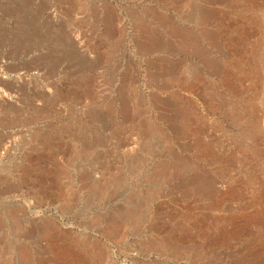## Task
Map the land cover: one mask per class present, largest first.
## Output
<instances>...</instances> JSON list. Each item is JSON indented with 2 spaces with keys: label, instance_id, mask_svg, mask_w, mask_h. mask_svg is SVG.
Listing matches in <instances>:
<instances>
[{
  "label": "rangeland",
  "instance_id": "1",
  "mask_svg": "<svg viewBox=\"0 0 264 264\" xmlns=\"http://www.w3.org/2000/svg\"><path fill=\"white\" fill-rule=\"evenodd\" d=\"M22 1L66 56L0 90V264H264V0Z\"/></svg>",
  "mask_w": 264,
  "mask_h": 264
},
{
  "label": "crops",
  "instance_id": "2",
  "mask_svg": "<svg viewBox=\"0 0 264 264\" xmlns=\"http://www.w3.org/2000/svg\"><path fill=\"white\" fill-rule=\"evenodd\" d=\"M31 6L24 1L16 6L9 4L6 7L0 6V73L3 72L4 77L10 78L0 79V90L10 92L13 97H29L20 90L22 84L18 78L21 75L36 71L41 77L49 76L50 71L56 70L61 65L63 56H66L58 52L54 55L57 58L52 56L51 61L48 59L47 51L50 43L48 34L41 28L39 18L32 19ZM42 13L43 10L40 8L35 15L39 17ZM14 15L19 19L15 22V27L18 29H11L10 17ZM51 44L58 46L60 50L64 46L63 41ZM68 57L72 60L71 55ZM54 75L53 73L52 76ZM2 96L0 94V97ZM30 124L31 122L28 125Z\"/></svg>",
  "mask_w": 264,
  "mask_h": 264
},
{
  "label": "bare ground",
  "instance_id": "3",
  "mask_svg": "<svg viewBox=\"0 0 264 264\" xmlns=\"http://www.w3.org/2000/svg\"><path fill=\"white\" fill-rule=\"evenodd\" d=\"M147 1H148V0H147ZM155 1H156V0H155ZM189 1H191V0H189ZM204 1L207 2V4H208V3H209V4L211 3V2L208 1V0H204ZM153 2H154V1H153ZM157 2H158V0L156 1V3H157ZM173 2H174V1H173ZM183 2H184V1H183ZM183 2H182V3H183ZM187 2H188V1H187ZM200 2H201V1H199V0H192L191 3H189V4H190L189 7L191 8V12H193V13H196V12H197V13H198L199 8H200ZM81 4H82V3H81ZM141 4H142V3H141ZM149 4H150V3H149ZM168 4H169V3H168ZM175 4H176V3H175ZM178 4H181V2L178 3ZM184 4H187V3H184ZM211 4H212V3H211ZM211 4H210V5H211ZM139 5H140V4H139ZM160 5H161V4H160ZM93 6H94V5H93ZM146 6H147V5H146ZM78 7H79V6H78ZM84 7H85V6H84ZM91 7H92V6H91ZM162 7H163V6H162ZM162 7H161V8H162ZM175 7H176V6H175ZM184 7H185V6H184ZM82 8H83V7H82ZM95 8H97V7H95ZM99 8H100V7H99ZM178 8H179V7H178ZM71 9H72V8H71ZM100 9H101V8H100ZM130 9H131V8H130ZM142 9H143V8H142ZM145 9H146V8H145ZM183 9H185V8H183ZM106 10H107V9H106ZM112 10H113V9H112ZM114 10H115V9H114ZM127 10H128V9H127ZM127 10H126V11H127ZM151 10H152V9H151ZM175 10H176V9H175ZM178 10H179V9H178ZM180 10H181V9H180ZM186 10H188V9H186ZM186 10H184V11H186ZM77 11H78V10H77ZM97 11H98V10H97ZM146 11H147V9H146ZM176 11H177V10H176ZM201 11H202V10H201ZM95 12H96V11L93 10V14H92V15L95 16ZM107 12H108V11H107ZM136 12H137V11H136ZM136 12H135V13H136ZM150 12H151V11H150ZM153 12H154V11H153ZM155 12H156V11H155ZM155 12H154V14H155ZM179 12H180V11H179ZM186 12H187V11H186ZM210 12H211V11H210ZM210 12H209V11H206V12L204 11V13H201V21H202L201 25H202V24L205 25V22H206V21H209L210 14H211ZM98 13H99V11H98ZM112 13H113V11H112ZM148 13H149V12H148ZM193 13H192V14H193ZM132 14H133V13H132ZM137 14H139V13H137ZM188 14H189V13H188ZM192 14H191V15H192ZM199 14H200V13H199ZM97 15H98V14H97ZM140 15H141V14H140ZM147 15H148V14H147ZM193 15H195V14H193ZM153 16H154V15H153ZM161 16H163V15H161ZM95 17H96V16H95ZM114 17H116V16H114ZM139 17H140V16H139ZM139 17L136 16V15L134 16V18H135V19H138V20H139ZM156 17H157V16H156ZM158 17H159V16H158ZM163 17H164V16H163ZM163 17H159V18H163ZM198 17H199V16H198ZM253 17L255 18L253 21H257V20H256V17H255V16H253ZM117 18H118V16H117ZM184 18H185V16H184ZM93 19H95V18H93ZM142 19H143V18H142ZM145 19H146V18H145ZM164 19H165V21H166V18H164ZM259 19H260V18H259ZM83 20H84V19H83ZM115 20H117V19H115ZM128 20H129V19H128ZM155 20H157V18H156ZM161 20H162V19H160V21H161ZM195 20H196V19H195ZM195 20H193V21H195ZM96 21H97V19H96ZM189 21H190V20H189ZM196 21H197V20H196ZM126 22H127V21H126ZM144 23H145V22H144ZM148 23H149V22H148ZM259 23L261 24V27H260L261 31H260V32H261V35L263 36V39L260 40V44H261V46H263V48H262L263 51H262V53L259 55V58H257V57L255 58L256 66H255V68L252 69V72H251L252 75H249L250 73H249L248 75L251 76V77H254V79H255V77H257V78H259L261 81H263L262 83H264V18L260 19V20H259ZM142 24H143V23H142ZM145 24H146V23H145ZM152 24H153V23H152ZM162 24H163V23H162ZM166 24H167V22H166ZM166 24H165V25H166ZM252 24H253V23H252ZM77 25H78V24H77ZM95 25H96V24H95ZM169 25H170V24H169ZM115 26H116V25H115ZM144 26L146 27V25H144ZM167 26H168V25H167ZM199 26H200V25H199ZM199 26H198V27H199ZM120 27H121V26H120ZM123 27H124V26H123ZM168 27L170 28V26H168ZM164 28H166V27H164ZM170 29H171V28H170ZM122 30L124 31V29H122ZM148 30H149V29H148ZM176 30L178 31V29H176ZM153 31H154V33H155V31H157V30H153ZM143 32H145V31H143ZM149 32H150V31H149ZM162 32H163V31H162ZM168 32H170V30H169ZM180 32H181V31H180ZM156 33H157V32H156ZM173 34H174V33H173ZM182 34H183V33H182ZM253 34H255V33H253ZM163 35H164V34H162V36H163ZM177 35H180V34L177 33ZM151 36H152V35H151ZM144 37H145V36H143V38H144ZM160 37H161V36H160ZM247 37H248V36H247ZM146 38H147V37H146ZM148 38H149V37H148ZM199 38H200V37H199ZM162 39H163V37H162ZM167 39H168V37H167ZM184 39H185V37H184ZM250 39H252V38H250ZM109 40H110V39H109ZM149 40H150V39H149ZM137 41H138V40H137ZM156 41L158 42L157 39H156ZM249 41H250V40H249ZM135 42H136V40H135ZM138 42H139V41H138ZM157 42H156V43H157ZM190 42H191V41H190ZM111 43H112V42H111ZM142 43H143V42H142ZM142 43H140V44H142ZM159 43H160V42H159ZM184 43H185V42H184ZM148 44H149V43H148ZM154 44H155V43H154ZM161 44H162V43H160V44L157 43L156 45H161ZM191 44H192V43H191ZM62 45H63V44H62ZM150 46H151V45H150ZM182 46H183V45H182ZM184 46H185V45H184ZM254 46H255V45H254ZM254 46H253V47H254ZM60 47H61V46H60ZM141 47H142V46H141ZM141 47H140V48H141ZM145 47H146V46H145ZM147 47H148V46H147ZM147 47H146V48H147ZM140 48H139V49H140ZM151 48H153V47L151 46ZM151 48H150V49H151ZM155 48H156V47H155ZM185 48H186V47H185ZM195 48H196V47H195ZM156 49H157V48H156ZM260 49H261V47H260ZM140 50H141V49H140ZM253 50H254V49H253ZM256 50H257V49H256ZM259 51H260V50H259ZM259 51H258V52H259ZM56 52H57V51H56ZM57 53H58V52H57ZM147 53H149V52H147ZM199 53L201 54V52H199ZM64 55H65V54H64ZM67 56H68V55H67ZM53 58H57V57L54 56ZM158 60H159V59H158ZM53 61H54V60H53ZM55 61H56V59H55ZM162 61H163V60H162ZM257 61H258V63H257ZM164 62H165V61H164ZM135 63H136V62H135ZM151 63H152V62H151ZM181 63H182V62H181ZM181 63H180V64H181ZM55 64H56V63H55ZM121 64H122V63H121ZM130 64H131V63H130ZM148 64H149V63H148ZM56 65H58V64H56ZM132 65H133V63H132ZM151 65H153V64H151ZM154 65H156V64L154 63ZM154 65H153V66H154ZM164 65H165V64H164ZM237 65H238V64H237ZM133 66H134V65H133ZM183 66H184V65H183ZM105 67H107V66H105ZM109 67H110V66H109ZM116 67H117V66H116ZM156 67H157V66H156ZM166 67H167V66H166ZM166 67H164V68H166ZM110 68H111V67H110ZM141 68H142V67H141ZM158 68H159V67H158ZM189 68H190V67H189ZM178 69H179V68H178ZM178 69H177V70H178ZM187 69H188V68H187ZM171 70H172V69H171ZM188 70H190V69H188ZM200 70H202V69H200ZM173 71H174V69H173ZM185 71H186V70H185ZM239 71H240V70H239ZM115 72H116V71H115ZM146 72H147V71H146ZM176 72H178V71H176ZM176 72H175V73H176ZM181 72H183V71H181ZM243 72H244V71H243ZM110 73H111V72H110ZM124 73H125V72H124ZM131 73H132V72H131ZM139 73H140V72H139ZM162 73H163V72H162ZM165 73H167V72H165ZM126 74H127V73H126ZM152 74H153V73H152ZM171 74H172V73H171ZM181 74H182V73H181ZM139 75H140V74H139ZM158 75H159V74H158ZM160 75H161V74H160ZM163 75H165V74H163ZM109 76H110V75H109ZM125 76H126V75H125ZM165 76H167V75H165ZM249 76H248V77H249ZM79 77H80V76H79ZM139 77H140V76H139ZM203 77H204V76H203ZM128 78H129V77L126 76V79H125V80H126V81L131 80V79H128ZM165 78H166V77H165ZM177 78H178V77H177ZM174 79H175V78H174ZM179 79H180V78H179ZM185 79H186V78H185ZM259 79H258V80H259ZM150 80H151V79H150ZM176 80H177V79H176ZM132 82H133V81H132ZM152 82H153V81H152ZM109 83H110V82H109ZM106 84H107V82H106ZM125 84H126V83H125ZM163 84H164V83H163ZM168 84H169V83H168ZM259 85H260V84H259ZM159 86H160V85H159ZM120 87H121V86H120ZM122 87L124 88V86H122ZM126 87H127V86H126ZM128 87H129V84H128ZM128 87H127V88H128ZM118 88H119V87H118ZM123 88H121V89L123 90ZM165 88H166V87H165ZM130 89H131V88H130ZM160 91H162V90H160ZM141 92H142V91H141ZM141 92H140V93H141ZM255 92H256V91H255ZM120 93H121V92H120ZM125 93H126V92H125ZM122 94H123V93H122ZM138 94H139V93H137V95H138ZM139 95H140V94H139ZM123 96H125V95H123ZM128 96H129V95H128ZM139 97H140V96H139ZM127 98H128V97H127ZM131 98H132V96H131ZM153 98H155V97H153ZM161 98H162V97H161ZM95 99H96V98H95ZM124 99H125V98H124ZM143 99H144V98H143ZM143 99H142V100H143ZM156 99H157V98H156ZM159 99H160V97H159ZM78 100H79V99H78ZM138 100H139V99H138ZM140 100H141V99H140ZM153 101H154V100H153ZM162 101H163V100H162ZM165 101H166V100H165ZM137 102L139 103V105H142V103L144 102V100H143V102H142L141 104H140L139 101H137ZM159 102H160V101H159ZM130 103H131V102H130ZM138 103H137V104H138ZM160 103H162V102H160ZM164 103H165V102H164ZM170 103H171V102H170ZM167 105H168V103H167ZM136 106H137V105H136ZM142 106H143V105H142ZM155 106H156V104H155ZM171 106H172V105H171ZM156 107L158 108L159 105L156 106ZM165 107H166V106H165ZM108 108H109V107H108ZM113 108H114V107H113ZM131 108H132V107H131ZM157 108H156V109H157ZM160 108H161V107H160ZM90 109H91V108H90ZM147 109H148V108H147ZM161 109H163V108H161ZM124 110H125V108H124ZM145 110H146V107H145ZM145 110H143V111H145ZM158 110H159V108H158ZM165 110H166V109H165ZM167 110H169V108H168ZM107 111H108V110H107ZM111 111H112V110H111V108H110V109H109V113H108L109 115H107V116L110 117L111 114L113 115V112H111ZM137 111H138V110H137ZM169 111H170V110H169ZM166 112H167V111H166ZM14 113H15V112H14ZM99 113H100V112H99ZM17 114H18V113H17ZM42 114H43V113H42ZM44 114H45V113H44ZM100 114H102V113H100ZM100 114H99V115H96V116H97V117H96V118H97V121H98L100 124H103V125H104V124L106 123V122H105V118L103 119V120H104V121H103L102 118H101L102 115H100ZM135 114H136V113H135ZM160 114H161V113H160ZM163 114H164V113H163ZM45 115H46V114H45ZM93 115H94V114H93ZM136 115H137V114H136ZM40 116H41V115H40ZM99 116H101V117H99ZM107 116H106V119L109 118V117H107ZM16 117H17V116H16ZM20 117H21V116H20ZM35 118H36V117H35ZM35 118H34V119H35ZM98 118H100V119H98ZM128 118H129V117H128ZM165 118H166V117H165ZM165 118H164V119H165ZM24 119H25V118H24ZM27 120H28V119H27ZM39 120H40V119H39ZM91 120H92V119H91ZM94 120H95V119H94ZM29 121H31V120H29ZM77 121H78V120H77ZM95 121H96V120H95ZM126 121H127V120H126ZM126 121H125V122H126ZM129 121H131L130 118H129ZM161 121H162V120H161ZM163 121H164V120H163ZM80 122H81V121H80ZM108 122H109V121H108ZM108 122H107V123H108ZM131 122H133V121H131ZM134 122H135V120H134ZM136 122H137V121H136ZM145 122H146V121H145ZM156 122H157V121H156ZM14 123H15V122H14ZM128 123H129V122H128ZM147 123H148V122H147ZM28 124H29V123H28ZM113 124H114V123H113ZM115 124H116V123H115ZM125 124H126V123H125ZM143 124H144V121H143ZM109 125H110V124H109ZM107 126H108V125H107ZM113 126H114V125H113ZM129 126H130V125H129ZM143 126H144V125H143ZM151 126H152V125H151ZM155 126H156V124H155ZM75 127H76V126H75ZM108 127H109V126H108ZM108 127H107V128L104 127V130H107V129L109 130L110 128H108ZM130 127H131V126H130ZM144 127H145V126H144ZM148 127H149V125H148ZM121 128H122V126H121ZM126 128H128V127H126ZM102 129H103V126H102ZM130 129H131V128H130ZM72 130H73V129H72ZM98 130H99V128H98ZM115 130H116V129H115ZM77 131H78V130H77ZM99 131H101V130H99ZM126 131H127V130H126ZM126 131H125V132H126ZM143 131H144V130H143ZM103 132H104V131H103ZM105 132H106V131H105ZM107 132H108V131H107ZM113 132H114V131H113ZM121 132H122V131H121ZM123 132H124V130H123ZM125 132H124V134H125ZM127 132H128V131H127ZM133 132H134V131H133ZM152 132H153V130H152ZM158 132H159V134H157V135H159L161 138H162V137L164 138V133L160 130V128H159V131H158ZM110 133H111V132H110ZM119 133H120V132H119ZM131 133H132V132H131ZM138 133H139V132H138ZM144 133H145V131L143 132V134H144ZM153 133H154V132H153ZM153 133H152V134H153ZM91 134H93V132H92ZM116 134H117V133H116ZM133 134H134V133H132V135H133ZM148 134H149V133H145L146 136H147ZM155 134H156V133H155ZM81 135H82V134H81ZM128 135H129V134H128ZM141 135H142V134H141ZM145 135H144V136H145ZM149 135H150V134H149ZM149 135H148V136H149ZM157 135H155V137H157ZM39 136H40V135H39ZM79 136H80V135H79ZM104 136H105V135H104ZM129 136H130V135H129ZM146 136H145V137H146ZM72 137H73V136H72ZM85 137H86V136H85ZM85 137H84V138H85ZM100 137H101V136H100ZM131 137H132V136H131ZM131 137H128L127 140H128L129 138H131ZM137 137H138V140H140V142L142 141V142H141V145H143L142 148H144L145 145H147L146 143H145V145H144V142H145L144 138H143L142 136H138V135H137ZM137 137H136V138H137ZM150 137H151V135H150ZM150 137H149V138H150ZM169 137H170V136H169ZM73 138H74V137H73ZM86 138H87V137H86ZM101 138H102V137H101ZM101 138H100V139H101ZM103 138H104V137H103ZM113 138H114V133L111 134L110 136H109V134H108V138H107V139L105 138L106 140H105V139H101V140H99V141H102V140L104 141V140H105V141L108 142V144H109V142L112 141ZM120 138H121V137H120ZM77 139H78V138H77ZM77 139H76V140H77ZM92 139H93V138H92ZM145 139H147V137H146ZM43 140H44V139H43ZM73 140H75V139H73ZM76 140H75V141H76ZM78 140H79V139H78ZM78 140H77V141H78ZM87 140H90V141L88 142V145H89V146H93V145H90V144H91V139H85V141H87ZM93 140H94V139H93ZM97 140H98V139H97ZM97 140H96V141H97ZM125 140H126V139H125ZM131 140H132V139H131ZM60 141H61V140H60ZM165 141H166V140H165ZM165 141H164V142H165ZM167 141H168V140H167ZM167 141H166L165 143H167ZM82 142H84V141H82ZM125 142H126V141H125ZM149 142H150V141H149ZM149 142H148V143H149ZM93 143H94V142H93ZM150 143H151V142H150ZM152 143H153V142H152ZM99 144H100V143H99ZM110 144H112V143H110ZM110 144H109V145H110ZM137 144H138V143H137ZM62 145H63V144H62ZM109 145H108V146H109ZM138 146H139V145H138ZM72 148H73V147H72ZM139 148H140V147H139ZM142 148H141V149H142ZM147 148H148V147H147ZM110 149H111V148H110ZM141 149H140V150H141ZM69 150H70V149H69ZM108 150H109V149H108ZM91 151H92V150H91ZM144 151H145V150H144ZM144 151H143V152H144ZM145 152H146V151H145ZM138 155H139V154H138ZM107 156H108V155H107ZM87 157H88V156H87ZM111 158H112V157H111ZM112 159H113V158H112ZM119 161H120V160H119ZM104 162H105V161H104ZM104 162H103V163H104ZM101 166H102V165H101ZM190 166H193V165H190ZM102 167H103V166H102ZM102 167H101V168H102ZM77 168H78V167H77ZM101 168H100V169H101ZM118 169H119V168H118ZM104 170H106V168H105ZM115 171H116V170H115ZM69 172H70V171H69ZM119 173H120V172H119ZM114 174H115V173H114ZM114 174H113V176H114ZM156 174H157V173H156ZM91 175H93V174L91 173ZM154 175H155V174H154ZM165 175H166V174H165ZM109 178H110V177H109ZM121 178H122V177H121ZM110 180H111V179H110ZM111 181H112V180H111ZM84 183H85V182H84ZM82 187H83V186H82ZM108 187H109V186H108ZM106 188H107V187H106ZM84 190H85V188H84ZM7 192H8V191H7ZM111 192H112V191H111ZM113 192H114V191H113ZM75 201H76V200H75ZM73 202H74V201H73ZM74 204H75V203H74ZM76 204H77V203H76ZM22 208H23V207H22ZM123 210H124V209H123ZM9 216H10V215H9ZM20 217H21V216H20ZM10 218H11V216H10ZM106 218H107V217H106ZM6 219H7V217H6ZM8 220H9V219H8ZM10 220H11V219H10ZM14 220H15V218H14ZM104 220H105V219H104ZM6 221H7V220H6ZM7 222H8V221H7ZM7 222H6V223H7ZM9 223H10V222H9ZM15 224H18V223L15 222ZM18 225H19V224H18ZM15 226H16V225H15ZM52 226H53V225H52ZM0 227H1V224H0ZM14 228H15V227H14Z\"/></svg>",
  "mask_w": 264,
  "mask_h": 264
}]
</instances>
